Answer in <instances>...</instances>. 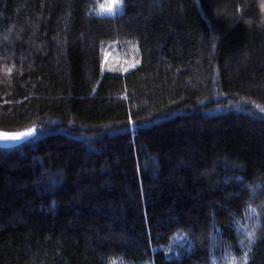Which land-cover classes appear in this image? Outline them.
Wrapping results in <instances>:
<instances>
[{"label": "trees", "instance_id": "trees-1", "mask_svg": "<svg viewBox=\"0 0 264 264\" xmlns=\"http://www.w3.org/2000/svg\"><path fill=\"white\" fill-rule=\"evenodd\" d=\"M101 1L0 0V264H264V0Z\"/></svg>", "mask_w": 264, "mask_h": 264}, {"label": "rangeland", "instance_id": "rangeland-1", "mask_svg": "<svg viewBox=\"0 0 264 264\" xmlns=\"http://www.w3.org/2000/svg\"><path fill=\"white\" fill-rule=\"evenodd\" d=\"M113 4V0H102L101 1V5L98 8V12L99 14H104V15H112L115 12H117V10L120 8L116 7L111 13H109L108 9L109 6H111ZM114 48H110L107 49L104 53V60H105V70L109 71L112 70L114 67H116V65H119L120 67L123 68V60H121V57L118 56V54L114 51ZM129 51V50H128ZM129 63V61H127ZM34 133L31 135L33 136ZM28 138V137H27ZM25 139V138H24ZM23 140V139H22ZM16 142H11V141H5V144H14Z\"/></svg>", "mask_w": 264, "mask_h": 264}, {"label": "snow or ice", "instance_id": "snow-or-ice-1", "mask_svg": "<svg viewBox=\"0 0 264 264\" xmlns=\"http://www.w3.org/2000/svg\"><path fill=\"white\" fill-rule=\"evenodd\" d=\"M122 6L121 0H113V4L109 6V13H111L116 7ZM129 123H132L131 119L129 120ZM32 129L16 132V133H0V140L3 141H11V142H18L24 138L30 137L33 134ZM255 233H249V245L254 241ZM243 243V241L241 242ZM248 257L245 255L243 258L244 264H247ZM115 264V262H113Z\"/></svg>", "mask_w": 264, "mask_h": 264}, {"label": "water", "instance_id": "water-1", "mask_svg": "<svg viewBox=\"0 0 264 264\" xmlns=\"http://www.w3.org/2000/svg\"><path fill=\"white\" fill-rule=\"evenodd\" d=\"M4 142H5V141L0 140V146H1V145H4Z\"/></svg>", "mask_w": 264, "mask_h": 264}]
</instances>
